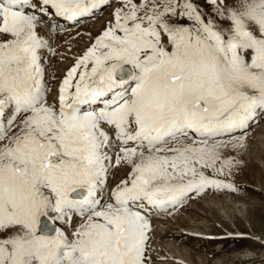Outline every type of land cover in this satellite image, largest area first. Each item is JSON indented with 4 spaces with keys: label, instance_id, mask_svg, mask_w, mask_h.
Returning <instances> with one entry per match:
<instances>
[{
    "label": "snow or ice",
    "instance_id": "1",
    "mask_svg": "<svg viewBox=\"0 0 264 264\" xmlns=\"http://www.w3.org/2000/svg\"><path fill=\"white\" fill-rule=\"evenodd\" d=\"M257 128L264 0H0V264H163Z\"/></svg>",
    "mask_w": 264,
    "mask_h": 264
},
{
    "label": "rangeland",
    "instance_id": "2",
    "mask_svg": "<svg viewBox=\"0 0 264 264\" xmlns=\"http://www.w3.org/2000/svg\"><path fill=\"white\" fill-rule=\"evenodd\" d=\"M97 20L102 22L103 17ZM97 20L89 21L86 27L93 31L99 29L101 23ZM86 43L85 38L79 42V47ZM261 131L264 137V130ZM258 138L255 135V143L245 156L246 166L236 176L241 188L239 194L208 195L173 219H153V228H156L153 247L161 256L183 259V264H264V248L254 240L220 239L225 232L253 236L264 233V143ZM185 231L217 238L206 240L197 235L187 236ZM158 244L163 250L158 249ZM247 251H252L253 255ZM169 263L174 264L168 260L163 262Z\"/></svg>",
    "mask_w": 264,
    "mask_h": 264
},
{
    "label": "bare ground",
    "instance_id": "3",
    "mask_svg": "<svg viewBox=\"0 0 264 264\" xmlns=\"http://www.w3.org/2000/svg\"><path fill=\"white\" fill-rule=\"evenodd\" d=\"M97 23L100 24L101 21H100V20H97ZM255 135H256L257 137H259V138H258V141H259L260 143H264V142H263V138H264V137H263V134H262L261 129H260V130H258V129L255 130ZM260 138H261V139H260ZM246 253L253 255V254H252V251H249V252L247 251ZM191 263H192V262H191Z\"/></svg>",
    "mask_w": 264,
    "mask_h": 264
}]
</instances>
